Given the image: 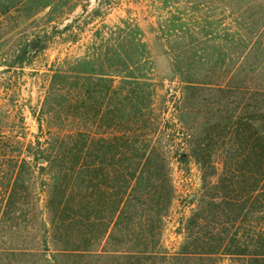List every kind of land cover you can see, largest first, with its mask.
I'll list each match as a JSON object with an SVG mask.
<instances>
[{
	"label": "trees",
	"instance_id": "obj_1",
	"mask_svg": "<svg viewBox=\"0 0 264 264\" xmlns=\"http://www.w3.org/2000/svg\"><path fill=\"white\" fill-rule=\"evenodd\" d=\"M94 2L0 0V21H31L10 70L77 45L44 73L35 139L0 129V260L264 264V0ZM123 3L154 16L156 51L132 8L107 20ZM166 80L178 82L171 128L157 107ZM172 158L202 174L174 252L162 244Z\"/></svg>",
	"mask_w": 264,
	"mask_h": 264
},
{
	"label": "rangeland",
	"instance_id": "obj_2",
	"mask_svg": "<svg viewBox=\"0 0 264 264\" xmlns=\"http://www.w3.org/2000/svg\"><path fill=\"white\" fill-rule=\"evenodd\" d=\"M93 5L95 2L93 0ZM125 7L133 9L131 15L137 17L142 28L145 31L146 40L152 46L154 51L157 50L154 34L150 29V21L154 20V16L150 14L145 5L132 3L131 5L123 3L122 8L117 7L107 16V20L116 21L119 16L126 14ZM79 11V10H78ZM207 14L213 16L218 15L216 2H210L207 8ZM44 13H40L37 18ZM17 16V15H16ZM13 16V17H16ZM23 15L21 14V17ZM4 19L0 21V105L3 111L0 115V129L5 130L7 134L20 135V139L24 141V135L28 138L35 139L34 135L39 131V124L34 118L33 113H39L44 100V81L43 76L47 71V67L51 65L55 59L60 56L64 57L70 53L77 52V45H70L56 42L46 52L32 51L30 55L32 60L22 66L9 68V63L19 54L20 45L25 43L31 37L29 24L31 21L26 20L19 22L15 18ZM12 19V20H11ZM161 59V58H160ZM8 61V62H7ZM160 66H157L156 76L160 81L163 75V65L165 62L160 60ZM178 86V82L166 80L159 85L157 94V107H167L169 109L166 115L168 126L171 128L173 113V97L170 89ZM210 103V101H209ZM171 172L176 188V197L173 201L169 216L166 221L162 244L165 249L174 252L179 249L184 233L182 231L183 222L196 207V202L190 199L200 193L202 187L201 170L193 158L189 163L181 164L175 158H172ZM221 167V166H220ZM221 171V170H220ZM30 233L26 234L24 245L31 244ZM18 243V242H17ZM51 259L47 262L44 259ZM4 260H0V264H4ZM70 263L66 258L58 257L55 259L50 251L43 253L41 257H15L10 259L7 264H66Z\"/></svg>",
	"mask_w": 264,
	"mask_h": 264
}]
</instances>
